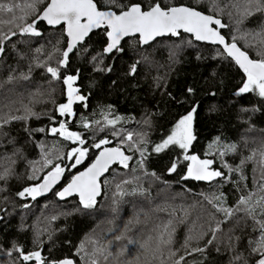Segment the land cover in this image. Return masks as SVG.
Instances as JSON below:
<instances>
[{"label": "trees", "instance_id": "obj_1", "mask_svg": "<svg viewBox=\"0 0 264 264\" xmlns=\"http://www.w3.org/2000/svg\"><path fill=\"white\" fill-rule=\"evenodd\" d=\"M17 2L23 3L24 0ZM120 2L124 3L126 0ZM138 2L145 6L153 2H160L162 7L185 5L196 7L206 14L209 12L208 5H197L195 0ZM47 3L49 0H44L40 5L41 11ZM228 3L229 0H221V6ZM108 7L119 11L115 6ZM229 11H232L230 7L224 9V14H217L223 23L229 25L222 31L223 35L227 39L236 35L238 46L247 50L251 58L258 59L256 52L259 45L253 41L250 47L251 37L248 41L239 38L240 34L235 30L237 17L233 13L230 19L227 15ZM262 27L264 14L261 13L248 17L240 25L241 33L259 32ZM63 28H48L41 21L37 24V29L42 32L41 36H14L5 42V53L0 56V116L24 115V105L42 114L39 118L30 117L27 121H12L0 129V157L15 160V174L7 181L6 191L0 192V264H13V261L25 264L18 261V254L15 252L12 257L5 255L13 244L22 246L26 253L41 250L42 255L49 259L69 258L75 264H84L81 256L77 255L80 243H85L86 248L90 249L89 240L103 243L106 238L119 233H123L125 238L111 247L112 255L104 264H159L158 261H152L155 238L159 232L157 225L161 221L172 219V209L176 210L175 242L172 245L176 255L169 260L165 250L166 264H174L181 256H184L181 264H234L235 255L248 256L249 240L259 236L258 232L253 231L251 219H247L246 223L241 220L237 224L233 218L223 223L222 230L216 233L217 241L207 246L203 254L187 255L182 248L194 222L195 231L191 234L195 236L199 234L201 224H204L205 229L208 227L206 221L209 213L215 212L205 196L211 197L223 192L227 205L235 206L241 195L256 188L259 168L255 161L244 165L243 175L246 179L241 181V173H229L223 168L215 149L212 155L208 154V146L215 144L217 138L220 144L236 143L237 154L229 153L223 158L224 162L235 167L254 150L264 148V98L255 93L235 95L246 80V75L239 66L230 58L218 57L216 50L220 47L197 43L186 34H181L178 38L160 39L144 48L138 43V38H130L122 43L123 52L115 51L108 56L103 51L108 43L106 29H101L69 56L67 67L61 68L62 78L66 75H78L75 86L86 97L84 102L74 105L76 116L61 117L57 109L59 104L67 102L66 85L58 80L49 83L52 79L50 74L45 68L36 66L35 58L39 56L40 63L47 61L49 66H56L60 53L54 52V48L64 50L68 43ZM7 30L5 26L4 31ZM189 40L192 41L191 44L187 43ZM37 48H42L43 51L37 53ZM50 54L53 59L48 61ZM93 57L96 59L93 60ZM133 64H136V72L130 74ZM30 65L32 71L29 79H20L21 73H28ZM109 68L111 71L107 70ZM9 76L16 79L8 82ZM190 88L193 92L188 91ZM193 106H198L193 123L196 139L188 154L215 160L213 168H219L225 173V177L212 182L182 179L190 162L183 160L182 150L179 148L171 146L159 154L153 152L154 145L162 142L178 120L191 111ZM105 116L107 119L117 116L124 119L112 126L106 124ZM81 117L85 118L84 123L91 125L90 128L83 127ZM62 120L69 124L70 131L81 133L82 138L87 141L83 147L89 149L88 158L81 165L70 171L66 169L63 186L70 182L73 175L83 171L94 161L101 149L91 148V144L108 139L110 143L102 147L120 146L121 140H126L127 132L133 133L134 140L137 133H144L149 141V155L142 168L137 164L139 153L127 151L126 154L133 156L129 168L114 166L104 179L108 183L103 185L104 193L97 202V208L83 209L78 198L61 202L55 194L57 191L47 198L36 200L17 195L23 188L39 184L54 164L66 166L72 163L67 158V153L81 145L48 131L51 127H59ZM40 127H44L46 131H32ZM114 130H120L121 135L114 136ZM41 144L44 145V151L50 153L53 165L38 173L40 180H29L33 167L30 162L42 160ZM124 148L127 149V143ZM58 154L60 159L56 158ZM178 158L181 162L177 171L169 173V167ZM8 163L7 160L0 159V167L7 166ZM145 172L149 174L145 175ZM151 173H155V176ZM133 177H140L139 183L125 184L124 189L131 192L134 188H143L147 190L146 193L123 198L117 196L116 184L132 180ZM236 181H239V187ZM241 187L244 192H241ZM114 199L120 201L116 212L112 211ZM181 207L190 213L186 218ZM160 208H167L168 211L158 210ZM215 216L217 220L224 219L222 213L215 212ZM181 219L184 220L183 223L179 222ZM212 226L215 227L214 222ZM211 235L208 232L203 239L193 240L191 247H204ZM150 236L153 239L148 241ZM230 236L233 237L231 244L234 250L229 246ZM235 237L240 239L236 240ZM37 241L40 242L39 247ZM145 241H148L146 251L139 247ZM121 249L124 251L121 252ZM256 258L249 257L250 264Z\"/></svg>", "mask_w": 264, "mask_h": 264}, {"label": "snow or ice", "instance_id": "obj_2", "mask_svg": "<svg viewBox=\"0 0 264 264\" xmlns=\"http://www.w3.org/2000/svg\"><path fill=\"white\" fill-rule=\"evenodd\" d=\"M44 3V0H24L23 3L17 2V0H0V56L5 53V42L12 39L17 35H31L41 36L42 32L37 29V24L41 21L45 22L48 26H60L63 25V32L69 38L66 45V49L61 50L54 48V52L60 53V58L56 63V66H49L48 62H39V56L35 58L36 66L46 69V72L50 74L52 83L53 80L62 81L66 85L67 102L58 105V112L61 117H73L76 116V112L73 109V105L77 102H84L86 97L80 94V90L74 87L75 81L78 79V75H66L61 77V68L67 67L69 63V54L73 53L77 46L81 44L86 37L94 29H106V36L108 43L104 48V53L110 54L113 51L117 53L123 52L124 49L120 46L121 42L127 37H137L140 45H149L152 41H155L158 37L173 36L179 37L181 30L183 33L192 34L196 41L207 42L213 45H221L222 49L218 48L216 54L218 57L230 58L243 70L246 75V80L242 83V86L238 89L235 95L255 93L258 97L264 98V27L259 32L246 31L241 33L240 25L248 17L261 13L264 14V0H229L228 4L221 6V0H195L197 5L206 4L209 7V12L206 14L196 7L191 6H163L160 2H153L150 5L145 6L138 0H126L121 3L120 0H50L46 7L41 11L40 5ZM109 5L115 6L119 11L111 10ZM230 7L232 11H229L227 15L231 19L233 13H235L237 19L235 20L236 32L240 39L246 41L251 37L249 46H252L254 41L259 45L257 48L258 59L250 57L247 50H242L238 46L237 36L233 35L231 39H227L222 34L221 30L229 27V25L222 22L218 18L217 14H224V9ZM5 15L7 18L5 19ZM31 19V22L28 20ZM7 26V31H4V27ZM191 44L192 41H187ZM15 45L13 44V48ZM37 53L43 51L42 48L35 50ZM53 56H48V61L52 60ZM96 57H93L95 60ZM146 59V58H145ZM139 63V62H137ZM104 71L105 69H98ZM111 71V69H107ZM32 71V65L29 66L28 73H21L20 79L27 80L30 77ZM136 64H133L130 68V74H135ZM16 79L13 76H9L8 82ZM189 92H193V89H188ZM214 95V93L212 94ZM54 102V101H53ZM86 107V104L84 105ZM198 106H193L191 111L182 116L175 124L171 133L167 135L165 139L160 143H156L153 147L154 153H161L168 149L170 146H175L182 150V158L184 161H189L187 165L186 175L182 179H192L195 181H207L212 182L217 178L225 177V173L219 168H213L215 163L214 159H201L198 155H189V149L192 147L193 141L196 136L193 132V121L195 118L196 109ZM24 115H7L0 116V129L5 124H10L12 121H27L30 117L39 118L40 115L34 112L28 105L23 106ZM247 109H245L246 111ZM19 111V109H17ZM122 117H115L114 119H107L105 116V122L108 125L115 126L120 122ZM84 117H81V123L85 129L91 127V125L84 123ZM97 124L99 121L96 122ZM28 129L26 128V131ZM102 131L103 129H97ZM32 131L44 133L46 129L40 127ZM51 134L63 137L65 140L72 141L73 143H79L81 147L72 148L67 153V158L72 161L71 164L61 166L59 163L53 165V160L50 158V153L44 151V145L41 144L40 148L43 153L42 160L30 162L32 167V174L28 176L29 180H40L38 175L43 168L53 165L51 170L43 176L42 182L35 186H29L19 191L17 195L21 198L31 197L32 200H36L37 197L51 192L57 184L60 183L64 177L66 169L81 165L85 159L88 158L89 149L83 147L87 141L82 138L81 133L69 130V124L65 121L59 123V127H51L48 129ZM114 136H120V130L113 131ZM126 140L122 139L120 146L114 147H102L108 145L110 141L108 139H101L99 142L90 145L91 148L101 149L94 161L84 171L79 172L71 177L70 182L63 187L62 190L56 192L61 199L70 197L74 194L78 195L79 202L83 209L91 210L97 208V198L102 196V185L108 183L107 180L102 181L105 173H108L113 165L122 166L124 169L129 168V162L133 159L132 155L126 154L127 152H138L140 159L137 164L142 168L147 160L148 153V139L146 134L137 133L136 139L133 138L132 132L125 134ZM127 143V149L124 148V144ZM209 155H219L223 168H226L229 173H241L240 180L246 179L243 175L244 165L249 161H255L259 168V177L256 180L255 190L247 191L241 195L235 206L227 205V198L223 192L219 194H213L211 197L205 196L204 198L212 204L215 212L222 213L224 219L217 220L215 212L209 213L206 223L208 227L205 229L204 224H201L198 235H192L195 231V222L193 228L189 229V235L185 238L182 248L185 249L187 255L194 253L203 254L206 251L207 246L212 245L214 241H217L216 233L220 232L221 225L230 219L235 218L237 224L241 220L245 223L247 219L253 221V231L258 232L257 239L249 240V253L248 256L243 254H237L233 257L234 264H250L249 257L256 256L257 258L251 262V264H264V148L256 151L254 150L250 156L241 159L238 166H233L223 161V158L231 154H237L238 145L236 143L220 144L219 138L215 144L208 146ZM220 149H223L222 151ZM259 157V159H257ZM57 159H60L58 154ZM0 159L7 160L9 163L7 166L0 167V192L6 191V183L14 176L15 160L11 157H0ZM180 159H176L169 167V173H175L177 167L180 164ZM39 165V167H36ZM135 171V170H134ZM149 173L145 172V175ZM155 176V173H151ZM159 179V177H156ZM140 177H133L132 180H124L121 183L116 184V195L123 198L128 195H144L146 189L134 188L131 192L124 189L123 185L133 182L139 183ZM239 187V181H236ZM241 192H244V188H240ZM120 201L113 200L112 211L118 210ZM28 207V205H24ZM160 211H168L167 208H160ZM184 213L186 218L190 213L187 209L181 207L180 209ZM176 210L172 209L170 216L172 219L161 221L157 227L159 229L156 239V247L152 252V261H158L159 264H166L164 260L165 250L168 254V259H172L176 255V252L172 250L174 244V236L176 232V226L174 224ZM55 219V217H53ZM199 219V218H198ZM183 223L184 220L179 221ZM215 224V227L212 224ZM211 232V238L207 240L204 247H191L192 241H199L204 238L205 235ZM123 233L115 234L101 243L99 240H89L91 248H86L85 243H80L77 255L81 256L84 264H104L108 261L112 255L111 247L120 240L124 239ZM153 237H149L148 241H151ZM233 237H229V246L233 248L231 244ZM239 240V237H235ZM148 241L141 243L139 247L143 250H147ZM128 243H137L136 241H128ZM38 247L40 242L37 241ZM124 249H121L123 252ZM219 251V248H217ZM18 254V261L35 262V264H75L73 259L63 258L57 259L55 257L49 259L47 256L42 255L41 250H33L25 252L22 246L16 244L12 245V248L8 250L5 255L12 257L13 253ZM82 253V255H81ZM184 260V256H181L178 260H175L174 264H181ZM13 264H18L17 261H13ZM131 264V262H129Z\"/></svg>", "mask_w": 264, "mask_h": 264}, {"label": "water", "instance_id": "obj_3", "mask_svg": "<svg viewBox=\"0 0 264 264\" xmlns=\"http://www.w3.org/2000/svg\"><path fill=\"white\" fill-rule=\"evenodd\" d=\"M49 2H50V0H49ZM42 22H43V21H42ZM222 22H223V21H222ZM44 23H45V22H44ZM45 24H46V23H45ZM46 26H47L48 28H52V29H57V28H60V27H64L63 25L55 26V27H53V26H48V25H46ZM101 29H103V28H101ZM101 29H94V30L88 35V37H86L85 40H84L81 44H79V45L77 46V48H78L80 45L84 44V43L86 42V40H87V39H88L93 33L98 32V31L101 30ZM225 29H226V28H225ZM225 29H222L221 32L224 31ZM65 34H66V33H65ZM181 34H186V35H188V36H191V37L194 39V36H193L192 34L183 33L182 30H181ZM222 34H223V33H222ZM66 37H67V36H66ZM170 37H172V38H178V37H173V36H170V35L163 36V37H158L155 41H152L149 45L155 43L156 41H158V40H160V39L170 38ZM130 38H138V36H137V37H127V38H125L124 41H126V40H128V39H130ZM67 39H69V38L67 37ZM107 40H108V39H107ZM124 41L121 42V45H120V46H122V43H123ZM194 41L197 42V43H200V44H206V45H210V46H214V47H220V48L222 49V46H221V45H213V44H210V43H207V42L196 41L195 39H194ZM149 45H141V47L144 48V47H147V46H149ZM75 50H76V49H75ZM75 50H74V51H75ZM74 51H73V52H74ZM114 52H115V51H113L112 53H114ZM112 53H110V54H106V53H105V54L108 55V56H110ZM71 54H72V53H70L69 56H70ZM240 70L243 72L242 69H240ZM106 147H111V146H106ZM89 166H90V165H89ZM114 166H115V165H113V166L110 168V170H109L108 173H105L104 177L101 178L102 181H103V180H104V179L110 174V172H111V170L114 168ZM86 168H87V167H86ZM86 168H85V169H86ZM85 169H84V170H85ZM84 170H83V171H84ZM66 174H67V170H66V172H65L64 177L61 179L60 183L57 184L56 186H54V188H53V190H52L51 192L45 193L44 195L37 197V199L47 198V197L51 196L53 193H55L57 190H59V189L64 185L65 178H66ZM77 174H78V173H77ZM41 182H42V181H41ZM41 182H40V183H41ZM65 186H66V185H65ZM63 187H64V186H63ZM63 187H62L60 190H62ZM60 190H59V191H60ZM103 193H104V190H103V185H102V196H103ZM102 196L97 198V202L102 198ZM57 198H58V200L61 201V202H67V201H70V200L75 199V198H78V199H79L78 195H76V194H74V195H72V196H70V197H66V198H64V199H61V198L57 195Z\"/></svg>", "mask_w": 264, "mask_h": 264}, {"label": "rangeland", "instance_id": "obj_4", "mask_svg": "<svg viewBox=\"0 0 264 264\" xmlns=\"http://www.w3.org/2000/svg\"><path fill=\"white\" fill-rule=\"evenodd\" d=\"M75 83H76V81H75ZM74 87H76L75 84H74ZM75 104H76V103H75ZM75 104H74V105H75ZM74 105H73V107H74ZM65 117H67V116H65ZM193 123H194V121H193ZM170 147H171V146H170ZM64 183H65V182H64ZM59 190H60V189H59ZM59 190H57V192H58Z\"/></svg>", "mask_w": 264, "mask_h": 264}]
</instances>
